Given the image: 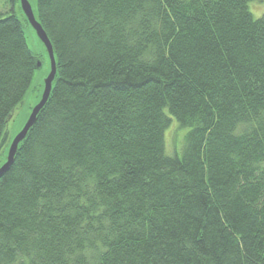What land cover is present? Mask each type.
<instances>
[{"label":"trees","instance_id":"16d2710c","mask_svg":"<svg viewBox=\"0 0 264 264\" xmlns=\"http://www.w3.org/2000/svg\"><path fill=\"white\" fill-rule=\"evenodd\" d=\"M8 1L0 141L40 60ZM252 1L36 0L56 73L0 176V264H264Z\"/></svg>","mask_w":264,"mask_h":264},{"label":"rangeland","instance_id":"374dc122","mask_svg":"<svg viewBox=\"0 0 264 264\" xmlns=\"http://www.w3.org/2000/svg\"><path fill=\"white\" fill-rule=\"evenodd\" d=\"M31 5L33 12H36V0H28ZM248 8L254 17H259L264 14V4L263 1L257 2L252 1L248 3ZM14 12L17 17L23 19V12L19 11V2L14 6ZM10 13V5L8 0H0V15L6 16ZM23 28L26 43L30 51L38 56L41 62V66L34 70V74L30 85L23 97L21 103L13 110L11 118L9 119L6 126V140L0 147V166L5 160V155L7 154V144L14 136L21 130L25 124L27 118L29 117L32 108L37 103L39 97H41L45 79L50 72V58L48 52L37 36L35 30L31 27L28 22ZM171 126L166 130L164 134L165 138V149L167 147L166 153L172 154V152L179 151L183 143L184 131L177 127V122L173 119Z\"/></svg>","mask_w":264,"mask_h":264},{"label":"water","instance_id":"95a60500","mask_svg":"<svg viewBox=\"0 0 264 264\" xmlns=\"http://www.w3.org/2000/svg\"><path fill=\"white\" fill-rule=\"evenodd\" d=\"M19 3H20L21 11L23 12V16L26 19V22H28L31 25V27L35 30V32L37 33V36L39 37V39L41 40V42L43 43V45L45 46V48L48 52V55L50 58V72L48 73V75L45 79L44 88H43V91H42V94H41L39 101L32 108L31 113H30L29 117L27 118L25 124L21 128V130L11 140V143H10L9 149H8L9 151L7 154V159L3 163V165L0 167V175H2L4 173V171L8 168V166L11 164L12 158H13V155L16 151L18 143L24 138L26 132L28 131L30 126L33 124L35 117H36V114L38 113V111L42 108V106L46 102V100L50 94L52 82H53V79H54V76L56 73V66H55L53 49H52V45H51L46 33L44 32L40 23L35 19L34 12L31 8L30 3L28 2V0H19ZM25 25L26 24L23 25V28ZM40 66H41V62L39 60L36 64V68H38ZM5 140H6V133L3 135V137L0 141V147L2 146V144Z\"/></svg>","mask_w":264,"mask_h":264},{"label":"bare ground","instance_id":"6f19581e","mask_svg":"<svg viewBox=\"0 0 264 264\" xmlns=\"http://www.w3.org/2000/svg\"><path fill=\"white\" fill-rule=\"evenodd\" d=\"M10 143H11V142H10ZM9 145H10V144H9ZM8 149H9V147H8ZM8 151H9V150H7V154H8ZM7 154L5 155V160H4V162H5L6 159H7ZM14 154H15V153H14ZM13 156H14V155H13ZM12 161H13V158H12ZM4 162H3V163H4ZM3 163H2V165H3ZM11 163H12V162H11ZM2 165H1V166H2ZM1 166H0V167H1ZM9 166H10V165H9ZM9 166H8V167H9ZM7 169H8V168H7ZM7 169H6V170H7ZM6 170H5V171H6ZM5 171H4V172H5ZM0 176H1V175H0Z\"/></svg>","mask_w":264,"mask_h":264},{"label":"flooded vegetation","instance_id":"af4514ba","mask_svg":"<svg viewBox=\"0 0 264 264\" xmlns=\"http://www.w3.org/2000/svg\"><path fill=\"white\" fill-rule=\"evenodd\" d=\"M18 2H19V0H18ZM17 2V3H18ZM14 6H15V4H14ZM15 10V9H14ZM19 11L22 13V11H21V8H20V3H19ZM23 15V14H22ZM24 17V16H23ZM25 18V17H24Z\"/></svg>","mask_w":264,"mask_h":264}]
</instances>
